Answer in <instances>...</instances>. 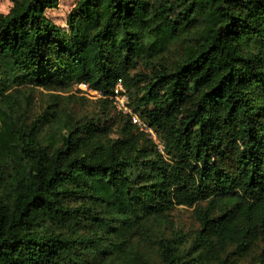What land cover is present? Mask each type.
I'll use <instances>...</instances> for the list:
<instances>
[{"label":"trees","instance_id":"trees-1","mask_svg":"<svg viewBox=\"0 0 264 264\" xmlns=\"http://www.w3.org/2000/svg\"><path fill=\"white\" fill-rule=\"evenodd\" d=\"M59 1L13 0L0 15V264H143L132 240L176 206L199 224L189 264H225L249 240L264 264V0H78L68 37L49 17ZM183 38L180 61L155 64ZM140 62L149 75L131 73ZM133 81L129 106L162 153L118 111L120 136L64 122L53 148L37 137L53 111L15 118L25 85L84 83L108 105ZM157 251L181 264L176 238Z\"/></svg>","mask_w":264,"mask_h":264},{"label":"rangeland","instance_id":"rangeland-1","mask_svg":"<svg viewBox=\"0 0 264 264\" xmlns=\"http://www.w3.org/2000/svg\"><path fill=\"white\" fill-rule=\"evenodd\" d=\"M13 0H0V15H5L12 7ZM78 0H60L57 7L49 13L51 21L56 24L61 32L68 37L66 18ZM178 10L177 12H179ZM189 43L185 38L170 45L155 64H163L169 68L180 61L188 51ZM132 74H150V66L143 62L137 63L131 71ZM79 83H71L62 90H46L40 87L28 85L19 87L16 95L18 106L15 118L24 125H29L32 120L53 111L55 121L52 117L44 115L41 125L37 131V137L42 145L49 147L60 144L59 129L62 123L83 124L92 121L95 125L111 126L110 138L120 136L121 120L112 104H104L100 97L89 93L78 86ZM142 83L133 81L131 88L126 94L138 91ZM127 94V95H128ZM65 130H62L64 133ZM199 228L195 218L194 207L176 206L164 216L151 220L147 223L146 236L136 237L132 243L137 248L143 264H163L157 251L158 239L176 238L179 242V250L183 253L181 264H189L192 255L188 253L190 241L194 232ZM60 233L65 234V226L57 228ZM261 243L259 240H249L244 249H237L231 245L222 252L225 264H260L259 253ZM191 263V262H190Z\"/></svg>","mask_w":264,"mask_h":264},{"label":"built area","instance_id":"built-area-1","mask_svg":"<svg viewBox=\"0 0 264 264\" xmlns=\"http://www.w3.org/2000/svg\"><path fill=\"white\" fill-rule=\"evenodd\" d=\"M78 86L85 89L89 93H94L99 96L97 92L90 90L89 87L84 83H79ZM110 100L115 110L123 115L128 116L131 123L135 125L139 131H142L145 134H147L148 137L155 144L156 149L162 153L163 152L162 142L156 137L154 131L150 127H148V125L144 121H142L135 112L132 111V108L129 106V97L125 93L120 83L116 85L114 94L110 97Z\"/></svg>","mask_w":264,"mask_h":264}]
</instances>
